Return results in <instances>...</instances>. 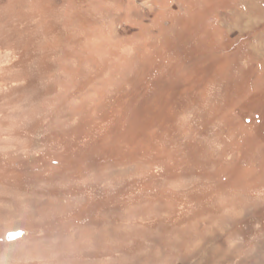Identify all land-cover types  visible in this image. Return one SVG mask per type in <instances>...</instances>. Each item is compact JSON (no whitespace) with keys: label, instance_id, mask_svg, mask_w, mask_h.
I'll list each match as a JSON object with an SVG mask.
<instances>
[{"label":"rangeland","instance_id":"obj_1","mask_svg":"<svg viewBox=\"0 0 264 264\" xmlns=\"http://www.w3.org/2000/svg\"><path fill=\"white\" fill-rule=\"evenodd\" d=\"M0 264H264V0H0Z\"/></svg>","mask_w":264,"mask_h":264},{"label":"water","instance_id":"obj_2","mask_svg":"<svg viewBox=\"0 0 264 264\" xmlns=\"http://www.w3.org/2000/svg\"><path fill=\"white\" fill-rule=\"evenodd\" d=\"M24 230L22 229H19V230H15V231H11L8 233L7 237L10 238V239H14L22 234H24Z\"/></svg>","mask_w":264,"mask_h":264}]
</instances>
